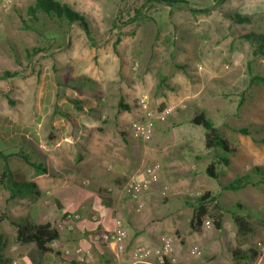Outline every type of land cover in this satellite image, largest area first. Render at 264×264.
I'll use <instances>...</instances> for the list:
<instances>
[{"label":"rangeland","instance_id":"374dc122","mask_svg":"<svg viewBox=\"0 0 264 264\" xmlns=\"http://www.w3.org/2000/svg\"><path fill=\"white\" fill-rule=\"evenodd\" d=\"M55 1L85 18L93 42L76 24L67 26L42 15L31 19L26 11L35 0L0 5V76L4 71L16 73L0 79V150L6 154L22 150L33 162L43 163L41 157L47 158L57 139L64 135L75 138L70 134L73 126L57 123L61 116L53 115L55 90L62 94L66 90L78 99L84 113L66 102L76 112L74 117L81 119L84 128L85 123L96 122L94 130L99 134L107 127L126 133L132 122L141 120L139 101L147 94L154 111H170L164 121L156 123L150 141H135L136 173L159 166L158 181L152 188L163 186L158 187L160 193L153 202L157 204L145 212L155 226L169 223L166 211L175 212L177 206L189 218L191 209L182 206L184 198L194 199L205 190L218 193L221 185L249 173L254 165L263 169L256 179L264 177V144L232 131L248 127L264 138V85L249 83L250 77L264 73V57L253 56L256 45L244 38L249 33L264 35V0H228L219 7L214 0H187L191 9L207 10L197 13L144 4L146 0ZM134 10H140V16L132 21ZM235 14L248 17L250 22L237 24L229 18ZM24 23L32 30L25 29ZM174 65L185 69L177 70ZM161 77L167 78L166 84L156 90ZM71 84L77 85L76 90L68 87ZM74 92L79 98L73 97ZM120 97L128 107L126 112L115 111ZM97 98L100 102L104 98L100 110L90 108ZM60 110L71 117L69 109ZM198 112H204L238 149L227 155L229 167H216L218 181L204 170L214 155L223 153L207 151L203 128L188 123ZM66 149L73 154L82 147L70 145ZM10 160L12 169H25L15 174L17 182L29 181L32 173L36 176L18 157ZM18 162L22 166H17ZM181 182L184 186L177 187ZM261 187L221 194L223 228L212 232L214 236L224 238L230 227L236 228L232 215L242 216L254 230L244 241L246 248L259 251L264 245V232L259 229H264V183ZM101 194L109 197L112 192L103 190ZM45 201H31L30 196L10 200L0 188L2 255L10 264L32 251L31 245L15 241L12 222H56L42 216L32 221L31 213L47 209ZM175 224L185 237V248L199 238L190 230L188 219L185 222L182 217ZM209 229H215L212 223Z\"/></svg>","mask_w":264,"mask_h":264},{"label":"crops","instance_id":"0c3cea01","mask_svg":"<svg viewBox=\"0 0 264 264\" xmlns=\"http://www.w3.org/2000/svg\"><path fill=\"white\" fill-rule=\"evenodd\" d=\"M2 4L3 0H0V5ZM54 96L53 109L56 106L59 109H69L71 114L69 118L61 117V120H57V123L66 122L65 124L73 126V130L70 128V134L75 138H71L70 135L61 136L56 140L54 150L48 154L47 158L39 155L43 159L46 173L36 176L32 173L31 179L27 182L35 183L38 191L37 195L33 194L30 196L31 201L35 200L39 202L43 198L46 199L45 203L48 205H46L47 209L43 208L41 211L31 213V219L33 221V218L42 216L43 218L48 217L49 220L55 218L57 221L65 214L79 213L81 220L73 231L59 233L60 237L55 248L60 253L58 258H55L51 254L39 255L33 244H29L33 252H28V254L16 260L21 261L23 264H130L132 260L131 251L134 245L143 244L149 247H157L161 237L170 236L173 242L171 253L166 257L167 262L170 258H174L176 264L253 263V261L248 263L250 260L238 263V261L232 258V252L234 250L244 251L251 249L246 248L244 241H246V238L252 236L254 232L253 228H251L252 232L246 231L241 233L234 224L236 228L231 229L230 227V231L224 238L214 236L212 232L223 228L222 222L221 229L212 230L204 228L202 233H197L199 238L193 240L191 246L185 248V237L175 222L182 217L185 222L187 219L189 222L191 214L188 218V214L182 207H175V212H170L167 209L165 216L169 223L161 228L160 226H155V221L151 217L145 216V212L151 208V204H155L153 202L157 199V194L160 193L158 192V187L161 188L163 185L151 187L146 192L144 195V213L134 212L132 206L125 200L123 195L121 196L122 193L120 191H122V187L126 181L134 179L139 175V173H136L137 169H133L135 164L136 140L128 132L119 133L116 129H111L110 127H107L99 134L94 130V126H97L96 122L92 123L89 121L88 124H84L85 128L81 127V119L74 117L76 112L73 111V107L70 104L66 103V97L72 98L69 92L65 90L64 94H62L60 91L55 90ZM60 96H63V98H60ZM73 97L79 98L75 92L73 93ZM102 101H104V98H101ZM101 102L97 98L96 101L91 103L90 108L96 110L102 109L101 106L103 104ZM116 107L115 111H117ZM83 109L85 110V107ZM70 145H80L82 147L81 152L73 151V154H70L66 149ZM63 146L64 149H62ZM57 148L60 149L56 150ZM9 164L14 177L16 173L18 174L25 170L12 169L10 159ZM16 165L22 166L19 162ZM171 171H176V169H171ZM43 177H47V179H43ZM176 186L181 188L184 185L181 182ZM249 187L251 186H247L242 190ZM260 188L262 187L256 189ZM103 190L111 191V196L104 197L101 194ZM182 206L188 207L183 201ZM114 212H116L115 216L113 215ZM92 215L99 217L100 223L106 230L113 228V220L115 217L123 221L127 232V246L124 253H113L105 243H93L91 241L92 233L97 230V223L91 220ZM37 223L53 225L50 221H38ZM249 227L251 226L249 225ZM259 229L262 233L264 232L263 228ZM76 246H80L85 251H89L91 257L88 259L87 257H65L62 255L63 250ZM194 246L200 247L202 252L200 258H194L190 255L189 251ZM4 260L5 264H10L5 258Z\"/></svg>","mask_w":264,"mask_h":264},{"label":"trees","instance_id":"16d2710c","mask_svg":"<svg viewBox=\"0 0 264 264\" xmlns=\"http://www.w3.org/2000/svg\"><path fill=\"white\" fill-rule=\"evenodd\" d=\"M228 0H214L216 7L223 5ZM144 4H161L165 5L171 9H186L192 13L197 12H207V10L196 11L188 7L187 0H146ZM140 7H144L141 5ZM135 16L132 17L134 21L138 16H140V10H134ZM26 14L33 20H37V16H45L50 20L57 21L59 23H65L67 26L72 24L78 25V27L85 34L87 39L90 42H93L91 35V30L89 28L88 22L85 18L79 13L73 11L68 6L63 5L55 0H35L34 4L27 8ZM237 24H248L250 22L249 18L242 16L241 14H235L229 16ZM25 22V21H24ZM24 28L27 30H32L31 27H28L24 23ZM245 39L252 42L256 45L254 47L252 54L253 56H262L264 57V35L249 33L244 36ZM174 68L177 70L183 71L185 68L181 65H174ZM16 73H10L4 71L0 76V79L4 80L8 77L15 76ZM167 78L161 77L158 84L156 85V90H160L164 84H166ZM250 84H262L264 85V73L262 75H255L249 78ZM77 85H69L68 87L76 90ZM166 89L170 87L165 85ZM67 102L73 105L74 109L78 113H84L85 110L80 105V101L73 98L66 97ZM10 104L12 102L8 100ZM128 107L124 104L123 99L120 98L116 110L117 112L127 111ZM59 115L62 118H68L67 113L62 112L57 106L53 110V115ZM192 126L202 127L204 130V148L207 151H216L220 150L223 155H214L211 161L207 164L205 168V174L213 179L218 181L220 179V172L217 171L216 167L223 165L224 167H229L231 161L227 157L228 154L237 152V149L231 146L230 142L223 136L220 129L214 125V123L207 118V115L204 112L195 113L188 121ZM232 131L243 135L249 136L253 143H262L264 144V138H258V132L249 131L248 127L232 129ZM264 131V128H263ZM12 157H18L21 159L27 166H29L36 175H42L46 173V168L43 163L33 162L27 154H24L22 150L16 151L14 153L6 154L3 150H0V188L5 190L8 193V198L10 200L17 198H26L33 194H38L36 184L33 182H17L14 179L13 173L10 168L9 159ZM263 171L259 165H254V169H251L249 173H246L235 181L230 182L226 185L220 186V191L218 193H212L211 191H204L194 199L184 198L183 202L188 206L192 213L190 220L188 222L190 230L195 233H202L204 230V222L207 219L211 220V223L215 229L222 228V205L220 204V197L223 192L226 191H239L247 186L259 188L264 183V177L256 179L259 177V172ZM100 216V214H99ZM232 221L236 225L239 232H252L251 227L245 221L242 216L232 215ZM15 226V241L18 244L26 245L33 244L36 252L39 255L51 254L55 258L60 256V253L52 248L50 244L53 241L59 240V233L53 228L52 225L46 223H35L31 221L24 222H12ZM4 239L0 234V264H5V260L2 255ZM257 251L254 249L248 250H234L232 252V258L235 261L240 263L241 261H254L257 257ZM165 264L168 262L165 261Z\"/></svg>","mask_w":264,"mask_h":264},{"label":"built area","instance_id":"2783aa9c","mask_svg":"<svg viewBox=\"0 0 264 264\" xmlns=\"http://www.w3.org/2000/svg\"><path fill=\"white\" fill-rule=\"evenodd\" d=\"M12 0H3L4 4H11ZM139 107L142 112L141 120L134 121L129 125L127 132L135 140L143 142L150 141L153 135L156 123H160L169 115V110L164 109L156 112L152 109L147 94H143L139 101ZM159 166L152 165L146 167L134 179L128 180L122 187V195L126 201L132 206L134 212L140 213L145 206L144 195L158 181ZM81 220L79 213H69L61 216L52 226L58 232H71L75 229L78 222ZM91 220L97 223V230L91 235L93 243H105L113 253L122 254L126 249L127 232L123 221L119 218L113 220V228L106 230L100 223L97 215H92ZM211 227L210 221L204 222V228ZM173 239L170 236L160 238V243L157 247H149L143 244L134 245L131 251L130 264H165L172 250ZM57 241H53L50 246L56 248ZM190 255L194 258H200L202 252L199 246H194L190 249ZM257 257L252 264H264V245L257 252ZM62 255L65 257H91L89 251H85L82 247L76 246L63 250ZM11 264H23L21 261L15 260ZM168 264H176L174 258H170Z\"/></svg>","mask_w":264,"mask_h":264}]
</instances>
